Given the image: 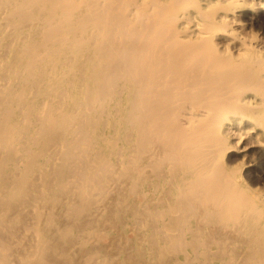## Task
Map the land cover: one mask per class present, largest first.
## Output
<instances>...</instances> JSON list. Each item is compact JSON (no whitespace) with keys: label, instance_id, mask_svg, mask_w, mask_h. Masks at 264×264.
<instances>
[{"label":"bare ground","instance_id":"1","mask_svg":"<svg viewBox=\"0 0 264 264\" xmlns=\"http://www.w3.org/2000/svg\"><path fill=\"white\" fill-rule=\"evenodd\" d=\"M263 8L0 0V264H264Z\"/></svg>","mask_w":264,"mask_h":264},{"label":"clouds","instance_id":"2","mask_svg":"<svg viewBox=\"0 0 264 264\" xmlns=\"http://www.w3.org/2000/svg\"><path fill=\"white\" fill-rule=\"evenodd\" d=\"M199 27H200V31H201V35H200L199 39H201V40L208 39L209 35H208V33H206L204 31V26L200 25ZM221 33L225 34L223 31H221L219 34H221ZM255 40H256L255 36L244 38L243 47H245L247 49H251L252 48V43H249V41L254 42ZM223 54H225L227 56H233L234 55L233 51H232V48H231V44H228V46H226L224 48ZM234 58H236V59H247L248 58V52L240 51L239 54L235 55ZM245 139H246V137L241 135L239 137V139H238L237 145L243 144Z\"/></svg>","mask_w":264,"mask_h":264},{"label":"rangeland","instance_id":"3","mask_svg":"<svg viewBox=\"0 0 264 264\" xmlns=\"http://www.w3.org/2000/svg\"><path fill=\"white\" fill-rule=\"evenodd\" d=\"M258 1V0H257ZM261 1H264V0H261ZM261 12V13H260ZM262 13H264V8H263V10L261 9V10H258V11H253V13H251V15H253V16H255L254 18H256L255 19V22H254V24H253V26H249V28L247 29V31L249 32V33H251V34H253V35H255V34H257V35H255V36H260L261 38L263 37L264 38V23H262V24H260L261 22H264L263 20H264V14H262ZM256 14V15H255ZM262 14V15H261ZM261 15V16H260ZM258 16V17H257ZM262 17V18H261ZM258 18V19H257ZM261 21H260V20ZM263 19V20H262ZM257 21V22H256ZM259 21V22H258ZM257 26H256V25ZM261 26V27H260ZM259 27V28H258ZM254 30V31H252L251 32V30L252 29ZM260 30V31H259ZM257 31V32H256ZM256 161H257V164L258 165H260L261 167L264 165V158L263 157H257L256 158Z\"/></svg>","mask_w":264,"mask_h":264}]
</instances>
